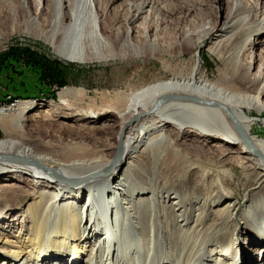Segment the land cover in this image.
<instances>
[{
  "label": "bare ground",
  "instance_id": "bare-ground-1",
  "mask_svg": "<svg viewBox=\"0 0 264 264\" xmlns=\"http://www.w3.org/2000/svg\"><path fill=\"white\" fill-rule=\"evenodd\" d=\"M30 2L35 13L24 1L15 17V31L43 39L65 62L86 65L114 55L144 57L188 49L195 63L187 75L128 91L118 97L120 102L104 101L95 112L90 106L83 114L75 112L70 102L81 89L69 87L58 92L52 121L48 115L53 106L9 121H4L6 111L0 110L4 135L0 140V264H198L208 263V258L214 259L212 264H240L241 258L245 264H264L255 262L253 255L247 258L232 252L238 244L235 231L240 229L237 236L246 237L242 248L259 246L254 253L264 256V138L253 133L259 120L264 130V118L250 116V110L264 111V0H210L206 6L213 12L212 22H198L201 9L191 6L187 13L191 26L174 48L157 42L159 30L144 27V22L152 21L155 6L149 0L136 6L129 0H51L45 18L40 17L46 10L43 0ZM123 28L128 29L123 32ZM140 39L144 41L139 44ZM205 46L222 65L218 84L199 77L200 51ZM168 97L176 99L163 101ZM18 107L26 113L35 109L32 103ZM107 115L106 122L97 123ZM68 118L86 131L98 124L103 129L115 127L117 135L123 132L122 166L117 168L119 159L113 168L117 172L100 180L98 171L108 170L110 161H99L95 151L73 147L67 153L53 141L33 136L31 127L63 130L70 124ZM236 126L245 131L254 150L243 142ZM24 127L30 134L25 135ZM193 142L212 143L214 150L206 152L215 161L238 160L241 169L251 167L255 187L249 193L244 189V196L252 193V197L245 196L247 205L241 213L238 203L204 186H182L175 192L169 181L157 186L150 181L153 178L141 175L145 167L164 170L157 165L163 158L178 160L172 144L186 148ZM144 152H150L149 159ZM91 176L95 178L90 183H77ZM58 177L76 184H61ZM165 186L169 190L161 195ZM96 206L101 216L93 211ZM237 217L242 221L239 229ZM216 223L230 225L231 232L223 229L221 235ZM212 231L216 236L209 235ZM210 245L216 249L209 251Z\"/></svg>",
  "mask_w": 264,
  "mask_h": 264
},
{
  "label": "rangeland",
  "instance_id": "rangeland-1",
  "mask_svg": "<svg viewBox=\"0 0 264 264\" xmlns=\"http://www.w3.org/2000/svg\"><path fill=\"white\" fill-rule=\"evenodd\" d=\"M24 1L29 10L34 14L35 10L30 0H0V110L6 111L4 112L6 118H4V121L21 117L26 119L28 116H33L36 111H40L39 108L41 107L47 108L53 106L54 108H49L51 112L50 115H48L49 119L52 121V116L55 115L54 113L56 111L55 104L57 103L58 92L65 87L78 90L81 89L80 91L82 95L80 94L70 102L75 112L78 111V113L83 114L85 111H89L90 107V111L95 112L94 109L105 103L114 104V100H120L122 95L128 91H135L150 84L169 80L180 74H182V76L187 75V73H191L195 63L194 59L191 58V52L188 49H184L181 54H175V52L172 51V53L154 52L151 56L144 57H140L135 53L126 56L114 55L115 57L109 58L105 62L90 63L86 65L65 62L53 54L52 50L43 39H37L26 34L24 35L22 32L15 31V17ZM50 1L51 0H43V5L46 10H41V18H45L50 14L49 8L46 7ZM129 1L131 3L133 2L136 6L141 0ZM149 1H152L155 6H153L154 10L151 14L152 21L144 22V27L149 29L156 28V31L159 30V32H157L159 39L157 42L165 44V46L168 45L174 48L176 43L179 42V39L183 36L185 29L191 26V15L187 16L191 6L197 8L200 7L202 10H200L198 12L199 14L196 16L198 22H206L208 20L212 22L214 19L213 12L206 6L210 4V0H203L204 3L202 0ZM116 5H119L117 7L121 6L120 3H117ZM201 5L204 6L201 8ZM224 8L225 7H223L221 11V17L224 16ZM117 10L118 9L112 12L113 16L111 17H116ZM221 17L220 19H222ZM163 23L166 24L162 25ZM124 29L127 30L128 28H123V32ZM143 41L144 39H140V42L138 43L140 44ZM200 52L202 54L200 64L198 62L199 77L205 82L218 84L221 80V63L206 51V46L201 48ZM259 53L260 48L257 49L256 55ZM118 97L120 99H118ZM104 101L105 103L102 104ZM21 103H32L35 108L34 111L28 113H26L28 110L22 111V107H18ZM261 113L262 114L250 110L251 117L262 119L264 118V111ZM42 117H40V119H42ZM107 118L108 115L104 118L105 120H99L97 123L100 124L104 121L106 122ZM68 119L67 122L70 124L63 130L49 125H46L45 128L42 129L37 126L31 127L33 129V136H37L40 140L53 141L56 146L62 148L60 150H64L67 153L71 152V148L73 147H79L77 150L95 151L98 158H100L99 161H110V164L108 165L110 166L117 151L121 135H123L122 147L124 146L125 135L123 132L117 135L115 127L112 129H103L100 128L98 124H92V130L86 131L77 126V124L81 123L75 124L71 121L72 119ZM262 121L263 120H259V124L253 126V133L259 138H264V130H262L263 127L261 125ZM44 123L45 120L41 122V124ZM21 124L24 126L26 122ZM24 131L25 135L30 134V132H26V128ZM45 131H47V133ZM46 134L48 138L46 137ZM3 139L4 135L0 130V140ZM178 144H180V141ZM178 144H172L173 148L177 149V151L174 152L178 154V160H168L163 158V160H160V164L157 165H161L165 168L164 170L160 167V171L153 167H145L142 170L141 175L146 174L149 178H153L150 179V181L158 184L157 186L164 185L163 182L169 181L172 187L171 189L175 192H178L182 186L191 187L193 185L196 189H200L204 186L205 189L208 188L210 191H216L225 199L238 203L239 213H241L244 206L247 205L245 196L252 197V193L244 196L245 190L248 189L249 193L255 187L253 186L255 179L251 167L243 170L240 168L241 165L238 160H230L234 162L231 163L230 161H215L210 158L211 155H208L206 151L210 152V150H214V148L210 147L212 143L201 146L200 144L193 142L191 144L188 143L190 145L186 148ZM66 146H70V148L68 149ZM83 152L86 153V151ZM143 155L145 158L149 159L150 152H144ZM138 156L140 158L141 154ZM75 157L76 155L74 154V158ZM163 157L167 156L164 155ZM122 158L123 154L118 164L119 166L117 165L118 169L122 166ZM139 166L140 165L137 164L135 167L137 168ZM98 172L101 173L103 170ZM115 172H117L116 169L108 175L102 174L103 176L99 178H101L100 180H105L109 175ZM155 174H158V176ZM83 180H86V178H83ZM88 183L90 182H86L82 185L84 186ZM86 187H91V184L86 185ZM72 188L77 189V187ZM166 189V186L162 188L161 195ZM117 198L118 197H116V199ZM186 204L189 203L186 202ZM93 211L101 216V212L97 206L94 207ZM210 216L213 217V215ZM236 219L239 229V226L242 225V221L239 217ZM161 224L166 226L164 223ZM173 227L175 231L178 229L177 225L174 223ZM214 227L217 229V232L221 231V235L223 234V229L231 232V230L227 228H232L230 225H219L218 223L214 224ZM180 230L182 229H179V231ZM239 232L240 229L235 231L233 239H235V237L238 238V244L232 252L235 254L240 253V255L243 253L246 255L244 257L247 258L253 255L255 257V262H258L259 260L264 261V256L256 255L254 253V249L258 250L259 246H253L246 251L244 250V247L242 248V243L246 237L244 235L241 237L237 236ZM209 235L216 236V232H209ZM226 244H228V242L224 245ZM207 248L209 251L211 249H216L215 247H211V245ZM212 260L214 259L208 258V263L207 261H202V263L198 264H212ZM242 262H245L244 258H241L240 264H245ZM193 264H195V261H193Z\"/></svg>",
  "mask_w": 264,
  "mask_h": 264
},
{
  "label": "water",
  "instance_id": "water-1",
  "mask_svg": "<svg viewBox=\"0 0 264 264\" xmlns=\"http://www.w3.org/2000/svg\"><path fill=\"white\" fill-rule=\"evenodd\" d=\"M175 99H176L175 97H168V98L164 99L163 101H167V100H175ZM236 127H237V130H238L239 135H240L241 139L243 140V142L247 145L248 148H250L251 150H254L253 147H252V145L250 144L248 138H247L246 135L244 134V132H243L238 126H236ZM122 138H123V135H121L120 138H119L117 151H116V153H115V155H114V157H113V159H112V163H111L109 169H108V170H105V172H103V173L101 172V173H100L101 175L98 174L96 177H101V176L107 174V172H111V171L113 170V168L118 164L119 159H120V154H121V151H122ZM256 155H259V154L256 153ZM106 171H107V172H106ZM54 174H56V173H54ZM102 174H103V175H102ZM93 178H95V177H92V176H91L89 179H87V180H79L77 183H78V184H79V183H80V184H84V183H86V182L91 181ZM58 179H60L61 184H63L64 182H66L67 184H70L71 186H73L74 184H76V183L73 182V181H71V182L68 183V180H66L64 177H58Z\"/></svg>",
  "mask_w": 264,
  "mask_h": 264
}]
</instances>
